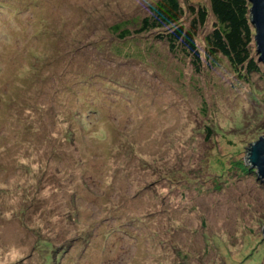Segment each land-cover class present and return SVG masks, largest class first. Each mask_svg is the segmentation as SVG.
Returning <instances> with one entry per match:
<instances>
[{"label": "rangeland", "instance_id": "rangeland-1", "mask_svg": "<svg viewBox=\"0 0 264 264\" xmlns=\"http://www.w3.org/2000/svg\"><path fill=\"white\" fill-rule=\"evenodd\" d=\"M157 1L0 0V264H264V64L121 39Z\"/></svg>", "mask_w": 264, "mask_h": 264}, {"label": "trees", "instance_id": "trees-1", "mask_svg": "<svg viewBox=\"0 0 264 264\" xmlns=\"http://www.w3.org/2000/svg\"><path fill=\"white\" fill-rule=\"evenodd\" d=\"M210 10L203 6H186L191 14L189 25H185V10L179 0H158L151 7V16L144 18L138 29L123 31L121 39L155 32V39L166 43L168 51L190 59L198 71L201 67V54L196 38L210 17L214 19L212 30L205 36V51L208 58L222 57L232 69L243 76L250 72H260L252 53L255 43V29L251 24L248 0H208ZM122 27H114L118 32Z\"/></svg>", "mask_w": 264, "mask_h": 264}, {"label": "water", "instance_id": "water-1", "mask_svg": "<svg viewBox=\"0 0 264 264\" xmlns=\"http://www.w3.org/2000/svg\"><path fill=\"white\" fill-rule=\"evenodd\" d=\"M251 4L250 18L255 29V45L259 61L264 64V0H248ZM248 163L256 170L257 176L264 182V138L248 148Z\"/></svg>", "mask_w": 264, "mask_h": 264}]
</instances>
